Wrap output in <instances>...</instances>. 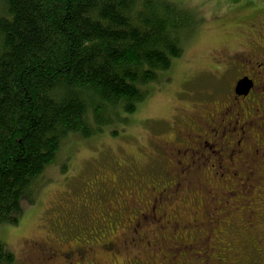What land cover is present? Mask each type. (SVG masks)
<instances>
[{
	"label": "trees",
	"instance_id": "obj_1",
	"mask_svg": "<svg viewBox=\"0 0 264 264\" xmlns=\"http://www.w3.org/2000/svg\"><path fill=\"white\" fill-rule=\"evenodd\" d=\"M252 1L218 2L243 13ZM203 18L172 0H0V228L15 226L36 203L47 170L66 172L68 140L104 132L116 137L125 129L139 106L166 86ZM164 133L151 145L167 164L162 176L135 161L122 171L110 160L102 164L116 181L110 191L102 188L101 173L79 180L81 197L59 205L47 221L56 246L79 247L80 254L92 248L93 264H231L228 235L249 244L264 235V192L252 190L264 188V175L220 169L214 159L198 165L186 131ZM244 203L240 216L231 212ZM191 218L200 225L185 229ZM199 239L208 260L193 257ZM261 250L253 248V264L264 263ZM14 262L0 240V264Z\"/></svg>",
	"mask_w": 264,
	"mask_h": 264
},
{
	"label": "rangeland",
	"instance_id": "obj_2",
	"mask_svg": "<svg viewBox=\"0 0 264 264\" xmlns=\"http://www.w3.org/2000/svg\"><path fill=\"white\" fill-rule=\"evenodd\" d=\"M172 1L197 9L205 20L185 44V52L182 58L174 64L166 86L161 91L150 95L139 106L137 113L130 118L128 125L123 131L120 130L116 137H110L108 132H104L103 135L89 141L72 139L66 142L63 149V156L65 158L68 156L69 159L66 172L60 173L56 171V168L47 170L42 179H48V181L40 190L36 203L24 208L15 226L0 228V240L14 254V264H31L26 255L28 250L24 247L25 242L40 240L48 235L51 227L49 223L47 224L48 219L52 218L55 211L59 209V205L69 206L71 200L77 201V195L78 198L81 197L83 194L81 182L87 179V175L93 176L101 173L106 183L102 188L108 191L116 185L113 173L106 170L107 168L102 164L109 165V162H112L110 160L119 161L122 165L120 170L126 171V164L129 161H135V164L142 170L150 173L156 172L151 173L152 177L162 176V170H165L167 164L162 154L159 157L152 154L151 149H155L152 148V143L157 144L156 141L166 136H163L165 131L168 133L176 132V129L188 131L189 125L188 122L186 125L185 117L191 119L192 113L196 112L197 107L202 106V103L210 107L214 104L211 98L218 99L220 92L227 91L229 79L220 77L222 74L218 71V62L224 60L222 53H228L238 47L242 41L240 40L241 34L250 27L249 23L252 20L245 19L241 11L230 12L234 7L229 8L226 4H219V0ZM146 144L149 148L142 149ZM254 165L252 162L248 166L251 169L255 167L259 175H263L264 166ZM237 167L240 166H235L232 171L237 173L235 169ZM151 174L142 176L145 178ZM251 178L254 180V177ZM233 184L236 185V182ZM253 187L252 190L257 188L264 190L258 185ZM221 188L224 191L227 190V187L226 189L224 186ZM82 198L86 197L82 196ZM99 198L103 197L99 196ZM93 201L97 202V200ZM53 203V207L55 205L56 207L51 209ZM237 206L233 205L231 212L233 214L236 212L240 216L241 212L237 208L244 209L242 207H246L247 204ZM182 208H184L182 215L188 219L190 206L184 205ZM223 211L228 215V209ZM226 239L231 242V248H233V252L228 255L231 264H253V248L262 249L264 253V235L258 241L252 240L250 244L249 239L244 240L237 235H228ZM199 242L201 239L198 243L195 241L196 249L191 250L192 253L195 250L198 257L195 255L193 257L198 261L202 258L208 260L207 245ZM206 243L209 242L206 241ZM29 256L35 258L32 253ZM36 261L41 264L40 259H35L34 264ZM260 263L264 264L261 260Z\"/></svg>",
	"mask_w": 264,
	"mask_h": 264
},
{
	"label": "flooded vegetation",
	"instance_id": "obj_3",
	"mask_svg": "<svg viewBox=\"0 0 264 264\" xmlns=\"http://www.w3.org/2000/svg\"><path fill=\"white\" fill-rule=\"evenodd\" d=\"M241 2L244 3L243 0ZM252 2L254 6L251 8L241 7L245 19L252 20L250 27L243 30L238 47L222 53L224 60L218 62V71L223 75L220 77L229 79L227 91L220 92L218 99L211 98L212 106L202 103L197 107L192 118H187L191 121L188 131L194 134L186 131L190 143L196 147L193 156L197 158L198 165L203 158L207 161L214 159L220 163V169L240 166L238 171L243 169L250 175L260 174L255 167L251 169L248 166L250 163L264 166V0ZM231 7L237 8L235 5ZM244 78L251 81L252 88L247 95L238 96L234 87L239 79ZM262 191L257 188V193ZM143 207L147 208V202ZM162 218L166 222V217ZM173 218L167 216L168 223H176ZM195 218L186 223L185 229L200 225ZM24 247L28 250L26 255L31 264L35 259H40L41 264H93L96 259L92 248L80 254L79 247L67 245L65 248L63 243L56 246L49 235L40 240L26 241ZM31 253L35 258L29 256Z\"/></svg>",
	"mask_w": 264,
	"mask_h": 264
},
{
	"label": "water",
	"instance_id": "obj_4",
	"mask_svg": "<svg viewBox=\"0 0 264 264\" xmlns=\"http://www.w3.org/2000/svg\"><path fill=\"white\" fill-rule=\"evenodd\" d=\"M252 88L251 81L246 78L240 79L235 85V94L238 96H245L248 94L249 90Z\"/></svg>",
	"mask_w": 264,
	"mask_h": 264
}]
</instances>
